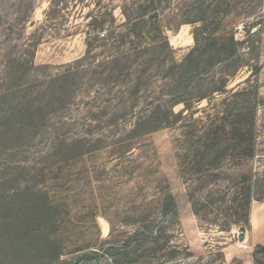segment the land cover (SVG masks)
<instances>
[{"label": "rangeland", "instance_id": "obj_1", "mask_svg": "<svg viewBox=\"0 0 264 264\" xmlns=\"http://www.w3.org/2000/svg\"><path fill=\"white\" fill-rule=\"evenodd\" d=\"M141 1L0 0V264H264V0L162 1L176 61L201 2L228 10L238 49L206 77L222 91L147 135L113 120L123 88L106 87L104 49L88 53L95 17L120 24ZM243 122L248 157L226 144Z\"/></svg>", "mask_w": 264, "mask_h": 264}, {"label": "trees", "instance_id": "obj_2", "mask_svg": "<svg viewBox=\"0 0 264 264\" xmlns=\"http://www.w3.org/2000/svg\"><path fill=\"white\" fill-rule=\"evenodd\" d=\"M162 1L164 0H142L135 7H123L125 21L120 24H116V19L110 12L97 16L92 30L95 34L88 36V53L94 48L104 49L101 52L104 55L103 61L97 67L102 66L100 73L106 74L110 86H105L111 89L121 86L124 89H121L122 96L119 100L123 103V111L119 112L118 109L113 112V120L131 115L135 119L131 131L136 134L142 131L147 135L150 131L177 120L179 113L174 110L176 105L184 103L188 106L193 99L199 101L212 92L222 91L220 86L207 83L206 77L211 76V69L215 66L231 59L238 49L234 34L223 32L226 27L224 19L220 17L228 10L224 12L221 5L201 2L199 9L204 15L198 20L188 18L182 24L202 21V32H194L195 46L182 62L176 61L165 25L160 21L162 10L159 5ZM207 17L211 19V27ZM221 30L223 33L219 32ZM200 34H203L202 37ZM125 98L128 101H123ZM21 109L29 110V107L23 106ZM233 125V131L237 132L232 134L226 144L235 149L238 145L245 144V150H240L239 155L248 157L254 148V133H250L252 125L245 122ZM246 127L247 134H241ZM207 140L208 142L203 143L206 147L218 143L214 138ZM79 143L77 139L63 146H77ZM201 153L194 155L191 162L199 160L200 163L203 159L200 158ZM201 171L202 168L196 167L193 175H199ZM244 196L248 199L250 189ZM167 200L168 207L172 206V195ZM247 203L242 204L243 211L246 210Z\"/></svg>", "mask_w": 264, "mask_h": 264}]
</instances>
